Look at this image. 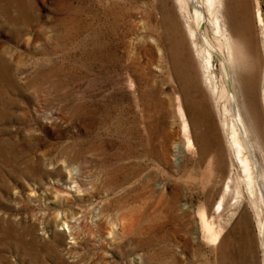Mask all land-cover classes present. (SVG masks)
Listing matches in <instances>:
<instances>
[{
    "label": "rangeland",
    "instance_id": "374dc122",
    "mask_svg": "<svg viewBox=\"0 0 264 264\" xmlns=\"http://www.w3.org/2000/svg\"><path fill=\"white\" fill-rule=\"evenodd\" d=\"M216 3L238 98L251 78L263 97L264 0ZM161 4L0 0V264H262L264 197L239 206L230 193L217 209L232 160L227 96L214 104L194 58L203 96L186 93ZM202 26L228 56L211 23ZM107 49L117 55L102 58ZM203 211L222 231L218 246Z\"/></svg>",
    "mask_w": 264,
    "mask_h": 264
},
{
    "label": "bare ground",
    "instance_id": "6f19581e",
    "mask_svg": "<svg viewBox=\"0 0 264 264\" xmlns=\"http://www.w3.org/2000/svg\"><path fill=\"white\" fill-rule=\"evenodd\" d=\"M168 1L162 0V4L160 5V11L164 18L162 23L167 30H170L172 36L175 38V42L171 43V47L175 49V52L177 51L178 56L174 54V56H171V64L176 73L181 68L185 70L184 73L187 74V79L184 76L186 79V93L192 91L197 95H202L201 83L210 93L215 105H217L219 98L227 96V101L224 103L222 109L221 126L226 134L227 145L232 160L230 161L228 178L224 185L217 209L224 207L227 195L230 193L235 195L234 198L237 199L239 206L246 197L255 202L259 200L263 204L264 93L263 97L261 96L262 93L258 95L257 81L251 78L248 92H245L241 99L238 98L232 75L231 65L234 59V49L230 31L226 23L222 20L220 8L218 10L216 8V0H172L176 5V11L168 6ZM189 6L193 7L194 16L189 12ZM208 23L212 25L214 38L218 41L222 39L225 41L228 56L224 54L221 48L212 43L207 35L206 29H202V25L205 27ZM182 28L187 34L189 47L186 45L182 36V30H180ZM108 54H111V57L117 55L114 49H107L101 53V57L105 58ZM215 55H218L220 59L219 68L222 74L220 78L216 73L218 70L215 68V61H217L214 57ZM193 58L200 65V83L198 80L199 75L196 72L197 70L192 65ZM183 81L185 80H182V84ZM258 96H261L262 99ZM200 105L203 109V126H206V132L210 136L215 137L211 128L213 127V120L207 113V106L203 102ZM185 127L188 130L187 124ZM214 144L213 147L219 153L220 148L217 141ZM187 147L188 149L194 147L191 137L187 139ZM220 155L219 153L218 158H221ZM74 178L70 177L69 184L76 183L73 180ZM75 186L79 188L78 185ZM64 225L70 229V224L67 221H64ZM201 225L203 230L209 234L208 242L211 245L218 246L221 241L222 231L215 230L214 223L206 217L205 211L201 214ZM258 232L261 238L262 264H264V216L259 220ZM72 239L74 240L72 243L76 244V237H72Z\"/></svg>",
    "mask_w": 264,
    "mask_h": 264
}]
</instances>
